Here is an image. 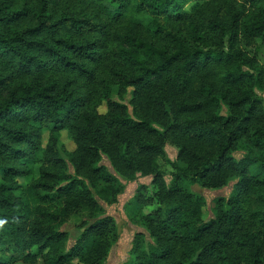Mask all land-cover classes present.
Returning <instances> with one entry per match:
<instances>
[{"label":"trees","instance_id":"obj_1","mask_svg":"<svg viewBox=\"0 0 264 264\" xmlns=\"http://www.w3.org/2000/svg\"><path fill=\"white\" fill-rule=\"evenodd\" d=\"M259 60L264 0H0V264H103L119 233L96 196L138 176L123 264H264ZM232 178L211 215L189 188Z\"/></svg>","mask_w":264,"mask_h":264},{"label":"rangeland","instance_id":"obj_2","mask_svg":"<svg viewBox=\"0 0 264 264\" xmlns=\"http://www.w3.org/2000/svg\"><path fill=\"white\" fill-rule=\"evenodd\" d=\"M259 65L264 69V60H259ZM264 97V93H262ZM129 98V94L126 97ZM100 113L105 112V106L102 105L98 108ZM64 141H67L63 137ZM47 140V131L43 132L42 141L45 143ZM244 141H241L240 149L233 152V155L238 159L243 156L245 153V145ZM65 145L68 149L73 148L71 142H65ZM167 156L170 159H174L176 155V149L172 145L166 146ZM100 163L104 164L109 170H111V166L109 161L102 157ZM161 168L166 172L165 179L167 182L170 180V165L164 161L160 160ZM36 168V167H35ZM37 177V171L35 170L31 175L21 180L25 183L29 182L32 178ZM236 178H232L224 187L213 189L202 187L198 184L190 185L189 188L203 195L206 202V209L210 214V207L214 204L215 200L223 195L224 197H228L231 193V187ZM151 177H142L138 176L132 181H127L123 179H119L120 184L122 185V190L117 196V202L114 204H110L106 199L102 198L97 194L98 201L100 202L101 209L95 214V217H101L103 215H110L114 218L117 229H118V240L114 243V245L110 248L109 253L107 255L106 260L103 264H123L124 262L130 260L131 258V247L133 238L136 232L145 231V227L143 224V216L147 212V208H143L139 206L136 202L137 188L141 184H149ZM90 220V214L87 209H83L80 213L73 216L67 224L64 225V228L68 230L71 234L76 233L75 224L80 220ZM152 240L151 238L148 239ZM15 264H22L21 262H16Z\"/></svg>","mask_w":264,"mask_h":264},{"label":"clouds","instance_id":"obj_3","mask_svg":"<svg viewBox=\"0 0 264 264\" xmlns=\"http://www.w3.org/2000/svg\"><path fill=\"white\" fill-rule=\"evenodd\" d=\"M0 223H2V222H0Z\"/></svg>","mask_w":264,"mask_h":264}]
</instances>
